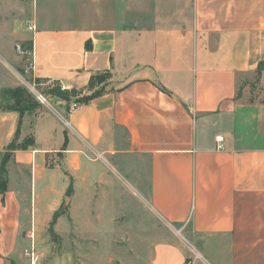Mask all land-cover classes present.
I'll return each instance as SVG.
<instances>
[{
	"label": "crops",
	"instance_id": "0c3cea01",
	"mask_svg": "<svg viewBox=\"0 0 264 264\" xmlns=\"http://www.w3.org/2000/svg\"><path fill=\"white\" fill-rule=\"evenodd\" d=\"M26 16L33 80L112 77L78 110L51 97L22 117L18 142L34 145L9 163L0 264H22L26 234L70 186L108 182L115 156L147 160L149 204L173 231L150 264H264V0H32ZM254 76L262 93L244 87ZM19 122L0 109V164Z\"/></svg>",
	"mask_w": 264,
	"mask_h": 264
},
{
	"label": "rangeland",
	"instance_id": "374dc122",
	"mask_svg": "<svg viewBox=\"0 0 264 264\" xmlns=\"http://www.w3.org/2000/svg\"><path fill=\"white\" fill-rule=\"evenodd\" d=\"M31 4L32 0H0V93L12 89L14 96L27 102L29 112H34L38 108L28 87L33 79L31 72H26L28 66L24 67L30 56L21 47L23 37L30 34L26 11ZM18 56L24 64L20 67L15 62ZM247 82V91L262 93L257 77ZM44 88L37 83L40 93ZM43 95L50 101L51 97ZM15 102L4 97L0 109ZM110 160L119 172L111 166L108 182L67 196L68 202H63L59 211L55 237L49 234V225L36 234L33 229L30 236L26 234L22 264H32L25 255V249L32 246L40 255L33 264H150L154 245L170 238L173 231L149 204L147 160L136 156Z\"/></svg>",
	"mask_w": 264,
	"mask_h": 264
},
{
	"label": "trees",
	"instance_id": "16d2710c",
	"mask_svg": "<svg viewBox=\"0 0 264 264\" xmlns=\"http://www.w3.org/2000/svg\"><path fill=\"white\" fill-rule=\"evenodd\" d=\"M21 47H22V51L25 54L31 53L33 51V41L21 42ZM263 69H264V63L260 64V66H259V69H258V75L259 76L261 75ZM111 77L112 76H111L110 72H105L103 74H98V75L93 76L90 79V82L85 89L87 91L92 92L91 95H88V96L87 95L82 96L83 92L85 90L63 89L62 86L57 82L50 83V85L51 84L54 85L53 88H51L50 85H46L47 82H44L41 80H33V81L36 84L37 83L42 84L43 87L45 86V88L43 89L44 91H42V92L46 96H49L52 98H59V99H62L64 101H71L72 99H74V102H76L77 104L83 105V104L89 103L92 99L101 96L105 92L108 81L111 79ZM13 92L14 91L12 89H7V90H3L0 93V101L2 99H4V97H6L7 100H9L11 98L16 99L14 106H10V107L4 108V109L5 110H14V111H17L20 113V122L18 124V129H17L16 135H15L14 139L12 140V142L8 145L7 150L2 157V161L0 164V195H3L8 189V185H9L8 167H9V163L13 157V153L17 150H21V149L24 150V149H27V148L32 147L34 145V139L33 138L26 139L23 143L18 142L19 138H20V134H21L22 117L24 116V114L26 112H29L31 109L26 105L27 102L22 99V96H17V95L14 96ZM35 102H36V107L38 108L39 103L37 101H35ZM72 193H73V188H72V186H70V188L68 189V192H67V196L70 197L72 195ZM62 208L63 207H61L60 209H62ZM60 209L54 213L52 221L49 224L48 232L53 237H55L54 229H55L56 223L60 217V212H59Z\"/></svg>",
	"mask_w": 264,
	"mask_h": 264
},
{
	"label": "built area",
	"instance_id": "2783aa9c",
	"mask_svg": "<svg viewBox=\"0 0 264 264\" xmlns=\"http://www.w3.org/2000/svg\"><path fill=\"white\" fill-rule=\"evenodd\" d=\"M20 49V47H18ZM33 69V61L29 60L28 68L26 70L27 73L31 72ZM29 89L31 93L34 95L35 100L40 103L41 105L48 106L49 105V100L47 97H45L42 93L39 92L37 89V84L33 81V84H29ZM80 108V104H77L76 102H73L70 110L75 111ZM219 143H222L224 141V137H220L217 140ZM222 149L223 146H220ZM25 255L31 260V263L33 264L35 261L39 260L40 255L36 253V249L32 246L30 248L25 249Z\"/></svg>",
	"mask_w": 264,
	"mask_h": 264
},
{
	"label": "water",
	"instance_id": "95a60500",
	"mask_svg": "<svg viewBox=\"0 0 264 264\" xmlns=\"http://www.w3.org/2000/svg\"><path fill=\"white\" fill-rule=\"evenodd\" d=\"M67 201H68V199H67Z\"/></svg>",
	"mask_w": 264,
	"mask_h": 264
}]
</instances>
